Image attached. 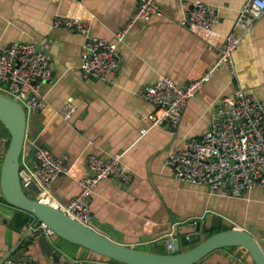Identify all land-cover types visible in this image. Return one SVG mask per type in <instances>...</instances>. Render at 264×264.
Instances as JSON below:
<instances>
[{
	"label": "crops",
	"instance_id": "obj_1",
	"mask_svg": "<svg viewBox=\"0 0 264 264\" xmlns=\"http://www.w3.org/2000/svg\"><path fill=\"white\" fill-rule=\"evenodd\" d=\"M201 1L218 10L219 22L212 31L183 26L187 5L158 0L163 14L132 29L119 45L120 60L114 73L104 81L81 75L78 66L84 38L74 30L54 27L53 19L57 15L83 16L91 19L97 36L112 38L139 0H0V47L14 41H34L49 51L52 71L51 78L41 85V108L27 114L21 167L38 166L32 144L55 154L67 153L71 173L58 176L52 186L55 198L64 203L79 192L78 180L86 173L88 155H121L132 178L129 182L106 178L97 184L90 200L88 226L117 243L151 253H173L166 244L169 232L209 213L231 227L247 230L264 246V187H254L239 198L212 194L204 185L175 179L164 165L171 149L183 147L189 138L200 137L209 129L223 97L243 89L264 100V15L246 32L236 25L245 0ZM233 29L242 36L232 56L236 74L227 66L219 67L188 100L175 129L167 123L152 126L143 120L142 115L154 106L139 96L141 87L160 75L179 85L199 78L215 61L225 36ZM71 107L75 111L65 119L63 114ZM143 128L148 129L145 134L140 133ZM0 139L6 147V135ZM29 196L34 198L35 192L29 190ZM0 203L7 204L1 189ZM35 221L30 217L29 225ZM13 227L0 222V264H17L21 256L41 264L55 263L34 240L20 253L21 245L13 243L19 236L17 225ZM36 235L44 232L36 229L32 236ZM49 238L68 259L117 264L59 236ZM193 245L188 243L182 250ZM236 260L254 263L247 251L232 246L216 249L194 264H234Z\"/></svg>",
	"mask_w": 264,
	"mask_h": 264
},
{
	"label": "built area",
	"instance_id": "obj_2",
	"mask_svg": "<svg viewBox=\"0 0 264 264\" xmlns=\"http://www.w3.org/2000/svg\"><path fill=\"white\" fill-rule=\"evenodd\" d=\"M177 1L187 5L186 15L181 21L183 26L195 31H212L219 22L218 10L213 5L201 0ZM162 14L158 0H139L135 11L112 38L97 36L92 30L91 19L79 15H57L53 19V26L74 30L83 36L78 66L81 75L106 81L119 63V45L132 29L138 23H147L153 16ZM263 15L264 0H245L239 9L236 25L248 32ZM241 40L242 36L236 29L230 31L207 71L185 85L160 75L155 82L141 87L139 96L154 106L153 111L142 115V119L152 126L167 123L177 128L188 100L211 80L219 67L227 66L233 75L236 74L232 56ZM51 76L49 56L37 50L36 42L14 41L0 47V92L17 101L26 114L41 108V85ZM74 111V107L69 108L63 117L69 119ZM147 131V128H143L140 133ZM31 147L36 149L34 156L38 166L25 169L37 186L34 198L56 206L85 226L91 220L90 200L97 184L106 178L123 182H129L132 178L122 164L121 155L90 154L86 158V173L78 180L79 192L62 203L53 195L52 186L58 176L71 173L69 155L55 154L42 145L32 144ZM164 165L171 169L175 179L204 185L212 194L239 198L254 187H264V100L243 89H237L232 96L223 97L209 129L200 137L189 138L183 147L171 149ZM31 228L41 229L48 237L56 235L44 222H39L35 228L31 224ZM177 236L176 229L169 232L166 238L168 248H173V240ZM16 263L41 264L30 256H21ZM72 264L91 263L75 258ZM234 264L245 262L236 260Z\"/></svg>",
	"mask_w": 264,
	"mask_h": 264
},
{
	"label": "water",
	"instance_id": "obj_3",
	"mask_svg": "<svg viewBox=\"0 0 264 264\" xmlns=\"http://www.w3.org/2000/svg\"><path fill=\"white\" fill-rule=\"evenodd\" d=\"M36 47L46 54L49 52L40 44H36ZM0 122L10 134L7 148L0 139V189L7 202L0 203V222L10 227L17 225L16 233L19 236L13 243L21 245L20 253L25 244L34 240L39 243L42 253L50 255L55 263L72 264L71 259L56 250L48 236H32L34 230L31 224L35 228L39 222H44L56 236L92 250L117 264H194L216 249L232 246H239L247 251L255 264H264V246L252 234L245 229L231 227L220 216L212 213L180 225L178 236L173 240V253L157 254L117 243L79 223L56 206L36 200L27 191L36 192L37 186L30 179L28 171L21 168L20 162L24 150L27 114L17 101L1 92ZM35 150L33 148L32 153ZM23 212L25 216L20 217ZM30 217H34L36 221L29 225ZM188 243L194 244L193 247L182 250Z\"/></svg>",
	"mask_w": 264,
	"mask_h": 264
},
{
	"label": "rangeland",
	"instance_id": "obj_4",
	"mask_svg": "<svg viewBox=\"0 0 264 264\" xmlns=\"http://www.w3.org/2000/svg\"><path fill=\"white\" fill-rule=\"evenodd\" d=\"M0 124H1V122H0ZM6 135V138H7V140L9 141L10 140V138H9V134L7 133V131H6V129H5V127L3 126V125H0V135ZM26 151V144H25V142H24V150H23V153ZM23 160V159H22ZM22 160L20 159V162H21V164H22ZM1 163H2V157H0V165H1ZM22 166V165H21ZM27 169H29V170H31V168H29L27 165L25 166ZM22 168V167H21ZM24 169V168H23ZM27 193L29 194V190L27 191ZM35 197V196H34Z\"/></svg>",
	"mask_w": 264,
	"mask_h": 264
},
{
	"label": "trees",
	"instance_id": "obj_5",
	"mask_svg": "<svg viewBox=\"0 0 264 264\" xmlns=\"http://www.w3.org/2000/svg\"><path fill=\"white\" fill-rule=\"evenodd\" d=\"M3 125V124H2ZM7 131V130H6ZM7 133L9 134V132L7 131ZM9 138H10V134H9ZM8 144H9V142H7V144H6V148L8 147ZM215 232H217V231H215Z\"/></svg>",
	"mask_w": 264,
	"mask_h": 264
}]
</instances>
